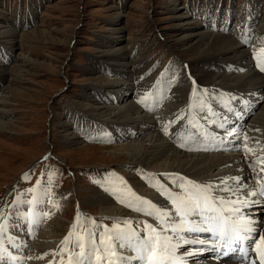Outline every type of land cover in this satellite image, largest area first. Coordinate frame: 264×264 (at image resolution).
Returning a JSON list of instances; mask_svg holds the SVG:
<instances>
[{
  "label": "rangeland",
  "instance_id": "1",
  "mask_svg": "<svg viewBox=\"0 0 264 264\" xmlns=\"http://www.w3.org/2000/svg\"><path fill=\"white\" fill-rule=\"evenodd\" d=\"M252 10L257 16L249 14ZM189 18L209 19L218 28L227 25L241 42L250 40L242 38L244 33L251 31V38L259 31L264 47V0H0V64H6L0 68V118L6 125L0 127V221L19 196H32L40 181L55 201L61 194L70 196L56 213L62 223L59 241L72 230L85 235L83 218L75 227L79 211L99 224L123 223L101 212L107 203L124 213L129 209L112 203L103 184L122 177L136 191H151L147 180L141 184L137 177L141 168L111 151L118 144L86 143H98L96 129L103 128L91 121L96 107L91 89L109 84L118 67H127L131 78L144 76L146 83L156 78L162 85L170 78L164 89L168 98L178 105L187 102L188 84L176 75L188 79L202 67L173 44ZM249 21L254 29L244 30ZM119 46L125 48L123 56H105ZM140 84L136 81L137 90ZM179 87L184 91L175 96ZM95 201L103 207L94 206Z\"/></svg>",
  "mask_w": 264,
  "mask_h": 264
},
{
  "label": "bare ground",
  "instance_id": "2",
  "mask_svg": "<svg viewBox=\"0 0 264 264\" xmlns=\"http://www.w3.org/2000/svg\"><path fill=\"white\" fill-rule=\"evenodd\" d=\"M252 13L256 15V10H252L249 14ZM192 16L195 18V15ZM194 18L188 19L191 23H188L187 19L184 20L185 29L181 28L179 35L176 37L177 40L173 44L180 48L186 57L195 58V61L200 63L202 67V70H195L194 75L189 74L188 79L182 73L176 75L180 76L177 79L183 84H188L189 90L186 95L189 96L186 98L187 102L178 105L172 102L171 98H168L170 93L164 89L171 82L170 78H167L166 83L162 85L156 78H152L146 83L147 79L144 76L140 80L131 78L130 72L125 71L127 67H124L123 70L118 67L120 72L113 70L116 74L109 84L91 89L94 93L91 97L95 98L93 105L96 106L92 108L95 116H92L91 121L96 126L103 127L99 130L96 129L97 136L106 141L113 138L114 143L118 145L112 147L111 151L116 155H121L124 163L140 167L145 171L147 176L145 186L151 192L136 191L131 182H127V186L137 195L167 209L170 215L174 213V210L166 197L158 190L160 186L179 191L177 185L181 182V178H185L201 184L210 183L212 185L210 191L213 194L228 198V193L222 191L221 182L235 189L234 184L236 181L227 180L226 178L244 176L243 180H245L252 173L251 169H254L255 165L259 164L264 157V153L256 151L254 145L264 146V72L259 70L256 66L257 60L254 59V54H259L261 48L259 39L262 38V35L257 30L255 37L249 38L251 35V31H249L244 33L242 38L250 40L241 42L235 34L225 29L227 25L218 28L216 23L212 22L214 26L207 22L209 19L197 22V18ZM213 30L217 32H212ZM9 48L11 47L4 48L5 54L8 53ZM124 49L123 46H119L105 53V56L117 57L120 54L123 56ZM5 65L1 63L0 68L6 67ZM136 81L137 83L141 81L138 90L136 89ZM196 86H199L201 92L197 90L194 95L193 88H196ZM237 87H243V89L239 90ZM131 88L132 92H129ZM183 91V87L176 88L175 96H180ZM145 93H150L147 100L158 96L166 97L167 101L147 102L148 106L145 107L143 103H137L145 96ZM115 94H120L117 103L112 100L109 101L111 103L106 101L115 98L113 97ZM198 95H200L199 98H197ZM253 96L256 97L255 102L257 99L259 101L257 108L253 111L252 107L244 114L238 113L236 110L238 104L242 106L243 103H252ZM181 113H183L181 118L176 119ZM249 113L251 114L249 115ZM239 116L240 118H246L247 116L252 118L249 121L246 119L245 123L248 121L247 126L239 129L243 132L246 129L248 133L240 136L241 140H237V143L219 145L225 151L217 150L209 153L211 147L205 148L204 146H211L207 143L213 137L211 133L216 134L218 137L223 136V133L208 129L215 125L216 120L219 127L229 129L232 121ZM3 120L0 118V127L6 129ZM165 124L168 125L169 135H165L162 130ZM247 138L251 144L249 153L262 154L263 157H256L253 160L244 156L242 147L245 145L244 142ZM181 144L184 146H179ZM88 147L84 144L83 148ZM163 178L167 180H163ZM152 185H156V187ZM41 188V184H38L34 195H36V199L40 196L39 200L44 202L34 204L33 207L42 210L41 217H44L42 220V222L45 220L44 225H42V222L40 226L36 223L39 216H33L34 221L24 223V225L20 224L21 220L19 218L12 222L7 217L5 220L7 224L3 223V231L0 232V244L4 240L6 242L3 253L0 248V263L7 260L6 263L9 262L8 264H68L69 251L80 252L79 248H72L76 241L73 234L69 237V241L64 243H62L64 239L59 241L58 237L62 223L59 221L60 216H57L56 213L58 208L62 207V204L65 205L69 202V194H61L58 200L52 199L51 202H48V196L42 193ZM249 190L258 191L254 186ZM121 197L126 201L123 204L124 208H129L127 206L129 197L123 191ZM19 198L20 200L12 208L11 214H15L14 218L20 216V214L27 215L25 211L28 210V206H25L24 198L20 196ZM44 206H48V209ZM94 206L99 209L104 206L100 211L107 215L117 217L127 215L125 219L131 220L133 222L131 226L138 231L145 221L152 223L154 226H159L158 221L144 213L133 211L128 215V213H124V210L111 204L107 203L102 206L100 201H95ZM242 211H244L243 207L241 208ZM81 212L79 211L81 215L76 218L75 225H77L78 219L83 218L88 225L87 230L94 233L95 239L98 241L99 233L104 231L103 228H100L97 223ZM44 213H47V215H44ZM256 213L261 219L263 210L260 208ZM190 218L194 219V217ZM254 218L252 219L254 220ZM137 224H139V228H137ZM11 226L13 228L14 226L18 227L15 243L11 242L12 235L7 237V230ZM73 232L75 231L72 230L71 233ZM199 235L205 236L206 233H189L187 238L193 237V239H196V236ZM8 245H12L17 254L11 253L7 249ZM199 248L200 245H184L178 251L180 256L188 259L190 256H184L183 253L186 250L198 251ZM101 253H103V248H101ZM123 253L127 256H135V253L130 249L126 252L123 251ZM202 261L203 264H212L209 259ZM104 264H107V258H105ZM132 264H140V262L133 261Z\"/></svg>",
  "mask_w": 264,
  "mask_h": 264
},
{
  "label": "snow or ice",
  "instance_id": "3",
  "mask_svg": "<svg viewBox=\"0 0 264 264\" xmlns=\"http://www.w3.org/2000/svg\"><path fill=\"white\" fill-rule=\"evenodd\" d=\"M257 60L256 66L261 72H264V47L259 49V55L254 54ZM174 79V78H173ZM194 83V82H193ZM197 89L193 88L195 95ZM138 100L147 107V96ZM183 113L176 117L180 119ZM165 135H169L168 125L165 124L162 129ZM227 132V130H226ZM231 135V133H227ZM183 147L184 145H179ZM24 178L29 176L24 174ZM119 186L109 181L111 188L106 189L116 197L120 203H126L121 199L122 191L129 197L127 206L134 211L144 213L153 217L159 222V226L145 221L142 228L138 231L136 228L127 227L133 222L129 219L123 220V223H113L112 228L105 227V231L99 233V240L95 239V234L85 230V235L77 236L72 248H79L80 252L69 251L68 264H104L107 258V264H132L133 261H139L140 264H184L182 257L179 255V249L184 245H208L210 244L217 257L235 256L239 253L241 264H264V234L254 226L255 221L243 215L241 208L249 206L257 201L252 199L254 196L264 197V184L259 191L249 190L241 183L236 184V188L226 186L223 182L222 191L228 193V198L223 195L213 194L210 189L212 185L201 184L192 180L181 178L177 185L179 191H173L164 186L158 189L171 204L174 213L170 215L165 208L159 207L152 201L137 195L127 186V182L118 177ZM227 180L237 181L241 177H228ZM40 181H37L39 184ZM156 187V185H152ZM243 188V192L239 189ZM29 193L33 189L27 190ZM244 196L247 199H241ZM44 201L30 199L29 213L33 212L32 205L42 204ZM14 204L16 201L13 202ZM47 215V213H44ZM194 217V219H190ZM178 218V219H177ZM137 224V228H139ZM4 225L0 224V232L3 231ZM188 233H207L211 235V240L196 238H187ZM71 232L65 236L64 242L69 241ZM103 248V253H101ZM124 249H130L135 256H127L123 253ZM201 247L198 251H203ZM255 254L253 257L252 254ZM184 256L194 255L193 251L186 250Z\"/></svg>",
  "mask_w": 264,
  "mask_h": 264
}]
</instances>
